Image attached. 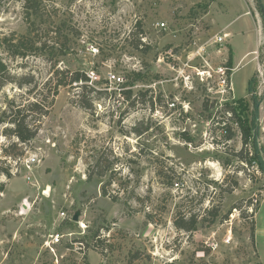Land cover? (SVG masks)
Returning a JSON list of instances; mask_svg holds the SVG:
<instances>
[{
  "label": "rangeland",
  "instance_id": "obj_1",
  "mask_svg": "<svg viewBox=\"0 0 264 264\" xmlns=\"http://www.w3.org/2000/svg\"><path fill=\"white\" fill-rule=\"evenodd\" d=\"M29 4L49 44L68 46L22 58L0 45V264H264V170L248 161L264 99L253 93L252 123L254 54L231 61L264 60V0H0V39L28 33ZM54 62L94 76L56 93ZM229 106L254 125L250 146ZM17 107L37 130L26 144L9 132Z\"/></svg>",
  "mask_w": 264,
  "mask_h": 264
},
{
  "label": "trees",
  "instance_id": "obj_2",
  "mask_svg": "<svg viewBox=\"0 0 264 264\" xmlns=\"http://www.w3.org/2000/svg\"><path fill=\"white\" fill-rule=\"evenodd\" d=\"M27 9V16L26 19L29 24V30L28 33L16 36V34H12L10 36L5 35L3 38L0 39V42L3 46H6L8 51L14 55V56H19L22 58L28 57L29 55H45V56H50L51 54H58V55H65V51L68 46V36L66 35V40L65 41H56L54 40L52 44H49L48 40L44 36L43 32L41 31L40 27L39 29L36 27V21L33 19L32 15L36 14L37 12V5L36 4H29L25 6ZM30 9H33V12L30 13ZM261 14L264 16V9L261 8ZM57 34H61L63 29L62 25H58L56 28ZM57 45V46H56ZM2 47V46H0ZM59 49L56 53H53L54 50ZM52 58V57H51ZM53 75L51 76L52 79L56 78L57 83H56V93H58L60 87H65V86H72L75 88H82L86 87L88 85V82L90 81L89 76L85 72H80V71H74L70 72L68 70H61L60 67H58L57 63H53ZM8 71V64L6 61L0 56V74L7 72ZM134 77L136 78L135 80H139V78H142V75L140 72L138 73H133ZM11 75L9 74L7 78H0V87H3L6 82H10L11 80ZM256 85H257V80L256 77L253 76L248 83V92L252 94V98L254 101V109L253 111V117L251 122L254 123L256 122L257 118V109H258V98L256 97L255 91H256ZM107 91V90H106ZM107 93V92H106ZM124 97H130L131 90H123V92L120 93ZM81 106L90 109L91 103L85 99L81 98L80 99ZM42 103L38 102H33L30 104V110H35L38 107L40 110H43V105L41 108ZM230 111H232L233 115L236 116V121L240 125L242 129V140L244 145L249 143L250 139L252 136L256 135L254 132L256 131L254 129V125L248 124L246 121L241 120L236 107L229 106ZM7 112H9L8 117H9V122H11L14 126L13 129H11L9 132L10 134H13L19 142H22L26 144L28 141L32 140L36 134L37 130L34 129L33 127L30 126L27 121V118L24 116H20L21 108L17 107L16 109L10 108ZM6 114V111L4 112ZM8 133V132H7ZM256 133V132H255ZM186 139L190 140L191 138L187 137ZM17 145V144H16ZM253 150H254V155L249 157V163H253L254 160L258 159L259 161V166L261 169L264 170V159L260 153V149L257 146L256 142V137H254L253 140ZM10 157H12L11 154H9ZM4 174H6L9 178L11 177L9 169L2 170ZM176 183V182H175ZM175 185H179L176 183ZM0 191H4V185H0ZM176 225L180 229H184L187 231H192L196 227V218L195 216H192L188 222H184V219L182 218L181 220H176ZM172 264V263H171Z\"/></svg>",
  "mask_w": 264,
  "mask_h": 264
},
{
  "label": "built area",
  "instance_id": "obj_3",
  "mask_svg": "<svg viewBox=\"0 0 264 264\" xmlns=\"http://www.w3.org/2000/svg\"><path fill=\"white\" fill-rule=\"evenodd\" d=\"M160 25H162V27H165L164 22L160 23ZM228 35L229 34H224L223 36H219L217 37L216 41L222 42L228 38ZM253 54H254L253 59L256 62V80H257L256 93L260 95L261 97H263L264 99V60L263 61L260 60L259 49L253 51ZM219 71H220V77H221V85L222 86L224 85V90L222 92L224 93H226L227 91L233 92V86L231 84V77H232L234 68L224 67V68H220ZM93 76H94V72L92 74V77L91 75H89L90 78H93ZM109 80L110 81H114V80L122 81V78L118 77L114 73H111L109 75ZM236 123L237 125H239L237 121ZM226 131H227V128H226ZM258 132H260V136H258V138L256 137V142L259 145L258 147L260 149V153L264 159V117L261 120H259ZM250 144L251 143L249 141V143H247L246 146H250ZM249 153H250V157L253 156L254 150L253 151L250 150ZM39 161H40L39 155L38 154L33 155V157L28 158V167L30 168L31 165L39 163ZM253 163L259 165L258 159L254 160ZM64 237L65 235L63 234L53 233L52 235H50V238L45 243L46 247L54 254L55 257H57L56 248L58 245L62 244ZM76 243H77V248H79L80 250H83L85 248L82 242H76ZM171 261L173 260H170V262Z\"/></svg>",
  "mask_w": 264,
  "mask_h": 264
},
{
  "label": "crops",
  "instance_id": "obj_4",
  "mask_svg": "<svg viewBox=\"0 0 264 264\" xmlns=\"http://www.w3.org/2000/svg\"><path fill=\"white\" fill-rule=\"evenodd\" d=\"M258 44L260 45V41H258ZM258 49V48H257ZM256 49L254 50H251L245 54H243L240 58L237 57V55L234 53V55L232 56V59L231 61L234 62V64L236 63V66L237 64H239L240 62H242V60L249 54V53H253V51H255ZM235 66V65H234ZM233 75V74H232ZM231 84L233 85V82H232V77H231Z\"/></svg>",
  "mask_w": 264,
  "mask_h": 264
},
{
  "label": "water",
  "instance_id": "obj_5",
  "mask_svg": "<svg viewBox=\"0 0 264 264\" xmlns=\"http://www.w3.org/2000/svg\"><path fill=\"white\" fill-rule=\"evenodd\" d=\"M74 220H75V221H78V220H79V213H77V214L74 216Z\"/></svg>",
  "mask_w": 264,
  "mask_h": 264
},
{
  "label": "bare ground",
  "instance_id": "obj_6",
  "mask_svg": "<svg viewBox=\"0 0 264 264\" xmlns=\"http://www.w3.org/2000/svg\"><path fill=\"white\" fill-rule=\"evenodd\" d=\"M47 192H45V194H46Z\"/></svg>",
  "mask_w": 264,
  "mask_h": 264
}]
</instances>
